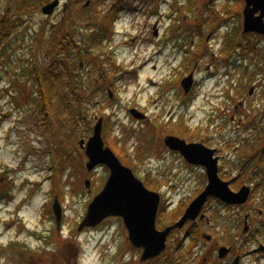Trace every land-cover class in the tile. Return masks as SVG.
I'll return each mask as SVG.
<instances>
[{
    "label": "rangeland",
    "instance_id": "obj_1",
    "mask_svg": "<svg viewBox=\"0 0 264 264\" xmlns=\"http://www.w3.org/2000/svg\"><path fill=\"white\" fill-rule=\"evenodd\" d=\"M17 7L15 0H0V29L7 22L9 30L0 38V264H171L175 245L186 250L184 228H173L150 262L131 244L121 217L78 229L109 176L102 164L87 170L79 145L99 119L104 146L159 193V230L179 221L208 184L203 167L189 165L164 144L168 135L215 148L223 157L219 176L231 189L264 180V153L256 154L264 148V36L243 32L245 0H61L51 15L40 8L23 14ZM62 28L73 30L74 39ZM54 30L65 45L62 66L49 80L54 113L44 116L31 68L35 57L40 73L51 63L45 49ZM94 32L106 37L97 42ZM225 43L230 50H223ZM69 61L89 98L81 115L75 114L77 101L67 107L66 98L73 97L65 96L70 89L63 65ZM194 69L185 93L183 81ZM250 86L256 92L249 96ZM245 97L246 114L231 121ZM255 189L264 193V183ZM55 198L62 209L59 228ZM213 198L201 207L194 233H212L206 218L223 226L242 220L240 209Z\"/></svg>",
    "mask_w": 264,
    "mask_h": 264
},
{
    "label": "water",
    "instance_id": "obj_2",
    "mask_svg": "<svg viewBox=\"0 0 264 264\" xmlns=\"http://www.w3.org/2000/svg\"><path fill=\"white\" fill-rule=\"evenodd\" d=\"M59 5V0H53L41 9L44 15H51ZM259 12V15H256ZM243 32H254L264 35V0H245L243 9ZM192 85L191 75L184 79L183 88L187 93ZM130 113L142 118L136 110ZM102 119L94 126L93 135L79 145L85 148L87 156L86 168L92 170L96 165L103 164L110 170V176L103 189L89 203L87 212L79 225V230L85 226H95L108 216L121 217L132 245L143 249L141 259L158 256L165 248L166 239L175 227H182L187 220H194L208 196H214L228 204H241L249 195V188L241 187L238 192H232L227 182L220 180L217 169V158H213V151H209L197 143H186L185 140L168 135L164 144L175 150L190 163L200 164L206 168L208 184L206 188L190 203L183 216L173 225L164 230L155 228L160 195L148 190L136 178L132 171L125 167L109 147H105L101 137ZM89 185V181H85ZM56 225L59 228L62 219L61 206L55 198L52 205Z\"/></svg>",
    "mask_w": 264,
    "mask_h": 264
},
{
    "label": "flooded vegetation",
    "instance_id": "obj_3",
    "mask_svg": "<svg viewBox=\"0 0 264 264\" xmlns=\"http://www.w3.org/2000/svg\"><path fill=\"white\" fill-rule=\"evenodd\" d=\"M51 1H53V0H41L42 3L40 6V10L42 9V7L44 5H46L47 3L51 2ZM60 3H61V0H59V5H60ZM256 15H259V12ZM3 21H4V19L2 20V22ZM95 33H98V32H94L92 34L93 35L92 38L96 37ZM252 33H254V32H252ZM98 34L106 37L105 34H101V33H98ZM255 34H258V33H255ZM258 35H261V34H258ZM192 44H194V40L191 41V45ZM229 48H230V44L225 43L223 50L227 51ZM211 57H212V61L214 62L215 61L214 53L211 54ZM213 62L207 65L208 69L212 68V66L213 67L215 66ZM195 70H197V69L191 70L190 73L188 74V75L193 74V79H194V71ZM195 84H196V82L194 81L193 86L190 90L191 94L195 90ZM255 90H256L255 86H250V88L248 90V95L250 96L253 92H256ZM247 98L248 97H245V99L243 98L241 100H238V103L234 107V114H232L230 116L231 121L235 120L237 113L246 114L245 109L247 110V105H248ZM241 115L243 116V114H241ZM249 116L250 115H246L245 117L249 118ZM262 116H264V115H262ZM239 120L240 119L238 117L237 122ZM237 124H236V128H239L238 127L239 125H237ZM253 132H257V131L254 130ZM261 134H263V133H260L258 139L262 137ZM189 143H197V144L202 145L207 150L213 151L212 157L217 158V169H218V176H219V164L221 162L220 160L223 157L216 153L217 150L215 148L208 147V145H206L202 142H196V141L191 142L190 141ZM236 146H238V144H236ZM250 150H252V149H250ZM263 153H264V148L261 147L257 150L256 154L258 155V157H260ZM257 160H258V158H257ZM186 162L192 166L203 167L204 171H205V175H207L206 168L203 165L190 163L187 160H186ZM260 164H261V161H260ZM256 166H259V165H256ZM125 167H127V166H125ZM96 168L97 167H95L92 170L95 171ZM127 168H129V167H127ZM129 169L132 171L131 168H129ZM132 173L136 178H138L134 174L133 171H132ZM109 176H110V170H109ZM109 176H108V178H109ZM108 178H107V180H108ZM219 178H220V176H219ZM220 180L223 182H227L230 185V181L223 180L221 178H220ZM88 181L90 183V180H88ZM234 181H236V180L234 179ZM141 182L143 183V181H141ZM245 183L246 182L242 183L241 186L242 187L245 186ZM262 183H264V180L256 183L255 186L256 187L260 186V185H262ZM250 184L251 185H249L250 186L249 195H248L246 201H244L241 204H237V203L232 204L237 209H240V211H236V215L239 216L240 218H242V220L241 219L240 220L234 219L233 223L231 222L230 224L223 226V225H220L219 223H216L214 221L210 222V220L206 218V222L209 223V224H207V226L210 227L208 229H212V233L209 231H206V230H199L196 233H194V231H191V229L193 228L192 225L197 222L196 219H199V218L203 219L202 218L203 215L201 213L194 220L188 221L189 225L184 226L185 225L184 224L182 227H175V229L176 228H180V229L184 228L185 235H186L184 240L189 241L188 242L189 245L186 248V250H184L185 246H183V244L175 245V248L173 250L174 253L171 252V254H177V257L173 258L171 256V264H198V262H197L198 260H200L199 264H203V262H206L208 264H264V193L255 194L254 192L257 189H255V186L253 185V183H250ZM144 186L148 190L154 191V190L149 189L145 184H144ZM229 188H230V186H229ZM230 190L232 192H238L240 189L239 188H235V189L230 188ZM258 191H260V189H258ZM213 199H217V198H213ZM217 201H220V200L217 199ZM220 203L221 204L223 203L222 206H224V207L231 206L230 204H227L225 202L220 201ZM241 210H242V212H241ZM116 217H118V216H116ZM157 230H159V229H157ZM159 231H161V230H159ZM171 231H173V229ZM167 238H168V236H167ZM191 248H193V251ZM186 252H187V254H186ZM190 258H193V261H191ZM148 260H149V262L153 261V258L152 259L150 258Z\"/></svg>",
    "mask_w": 264,
    "mask_h": 264
},
{
    "label": "trees",
    "instance_id": "obj_4",
    "mask_svg": "<svg viewBox=\"0 0 264 264\" xmlns=\"http://www.w3.org/2000/svg\"><path fill=\"white\" fill-rule=\"evenodd\" d=\"M15 1L18 4L17 11L20 13H23V14H25L28 10H33V11L38 10L41 6V5H36L32 0H15ZM41 3L42 2L40 1V4ZM70 19H71V17H68L67 19L65 18L64 19L65 21L63 22V24L69 23ZM5 25H7V22H5V24L1 25V27H2L0 29V32H1L0 38L1 39L4 38V35L9 32V30L6 32V30H5L6 26ZM61 25H62V23H61ZM62 29H63L62 30L63 32L64 31H65V33L68 32V35L70 36L68 39H71V40L74 39L73 37L75 35V32L73 30L67 31V29H64V28H62ZM95 34H96V37H93L92 39H95V40H97V42H99L102 39V36L98 33H95ZM98 37H100L101 39H99ZM64 45H65V43H63V41L58 38L57 30H54V33H52V35H50V37L48 38V41L46 43V46H48V48L45 49L46 51L50 50L48 55L52 57L51 63L48 64L44 70L41 69V73H40V70L37 68L38 67V62L36 61L37 58L35 57L32 61L34 67L31 68V70H32L31 75H32V77L34 76L33 77L34 80H36V82H38V83H36L37 89H38L37 101H39L37 106L39 108V112L42 113L43 115H44V112H46L45 115H47V113L48 114L54 113V110L51 109L52 107L50 105L51 99L54 97V96H52V95H54V93H52L53 89H52V85L49 84V80H52L55 72H57V68L59 66H62L60 55H61V53H64ZM54 50H56L57 53H54ZM57 54L60 58H58ZM66 59L68 60L69 57H66ZM70 65L73 66L70 61L64 62V65H63V68L65 66L66 67L65 69L67 70V76H66V80H65L66 81V87L68 89H70L67 94L65 93V96L68 95L70 98L73 97L71 99L66 98V102L68 105L67 107H71L74 104V102L77 101L78 109L75 111V114L77 113V114L81 115V113L83 111L82 105L88 104L89 98L87 96L85 97V95L83 93V84L80 82V84H78L79 85V87H78L77 83H75V80H76V78H75L76 76L74 73L75 70L73 68H71ZM76 86H77V88H76ZM83 97L85 99H83ZM70 109H72V108H70Z\"/></svg>",
    "mask_w": 264,
    "mask_h": 264
}]
</instances>
